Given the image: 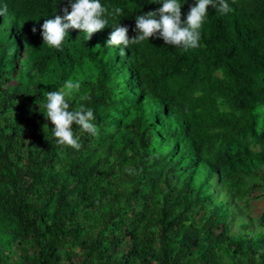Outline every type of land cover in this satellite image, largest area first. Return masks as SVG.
Segmentation results:
<instances>
[{"label":"trees","instance_id":"trees-1","mask_svg":"<svg viewBox=\"0 0 264 264\" xmlns=\"http://www.w3.org/2000/svg\"><path fill=\"white\" fill-rule=\"evenodd\" d=\"M100 3L109 25L55 49L41 25L70 0H0V264H264V0L210 5L194 49L152 37L123 55L111 24L131 39L163 0ZM69 81L98 130L73 124L79 150L38 104Z\"/></svg>","mask_w":264,"mask_h":264},{"label":"clouds","instance_id":"clouds-1","mask_svg":"<svg viewBox=\"0 0 264 264\" xmlns=\"http://www.w3.org/2000/svg\"><path fill=\"white\" fill-rule=\"evenodd\" d=\"M159 2V0H152ZM215 8L220 14H227L231 11L227 0H197L194 6L190 8L186 19H181L180 0H163L162 7L157 11L160 19L154 18L157 12H148L136 17L135 28L137 35L129 38V29L121 24H111L113 31L107 40L108 47L123 46L124 49L130 45H139L141 42L152 37L162 38L166 45H172L176 48H182L187 51L199 46L200 29L208 13L209 6ZM71 11L68 7L62 9L64 15H56L55 18L46 19L41 25V35L44 45L49 48L59 49L65 40L67 30L79 29L85 34L86 39H90L94 33L104 29L109 25L105 15L108 10L100 3V0H70ZM123 10L119 7L113 10L109 15H121ZM7 6L0 7V15L6 16ZM33 32L37 29L33 27ZM79 85L66 82L64 88L67 91H48L46 93V103L40 104L44 109L43 114L51 121L53 136L57 145L70 146L79 150L81 145L78 138L74 137L72 126H79L82 132H87L93 136L98 135L96 125L92 122L95 117L91 109H86L83 104L78 110L70 111V105L66 97L71 98L73 88ZM87 96H81L80 100H87Z\"/></svg>","mask_w":264,"mask_h":264},{"label":"rangeland","instance_id":"rangeland-1","mask_svg":"<svg viewBox=\"0 0 264 264\" xmlns=\"http://www.w3.org/2000/svg\"><path fill=\"white\" fill-rule=\"evenodd\" d=\"M254 215L259 214L264 209V197L253 202Z\"/></svg>","mask_w":264,"mask_h":264}]
</instances>
